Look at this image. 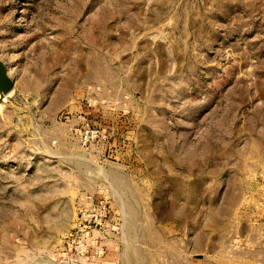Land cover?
Returning <instances> with one entry per match:
<instances>
[{
	"label": "rangeland",
	"instance_id": "374dc122",
	"mask_svg": "<svg viewBox=\"0 0 264 264\" xmlns=\"http://www.w3.org/2000/svg\"><path fill=\"white\" fill-rule=\"evenodd\" d=\"M0 264H264V0H0Z\"/></svg>",
	"mask_w": 264,
	"mask_h": 264
},
{
	"label": "water",
	"instance_id": "95a60500",
	"mask_svg": "<svg viewBox=\"0 0 264 264\" xmlns=\"http://www.w3.org/2000/svg\"><path fill=\"white\" fill-rule=\"evenodd\" d=\"M12 86V81L8 78L6 70L0 62V88L8 90Z\"/></svg>",
	"mask_w": 264,
	"mask_h": 264
},
{
	"label": "bare ground",
	"instance_id": "6f19581e",
	"mask_svg": "<svg viewBox=\"0 0 264 264\" xmlns=\"http://www.w3.org/2000/svg\"><path fill=\"white\" fill-rule=\"evenodd\" d=\"M11 87H12V86H11ZM11 87H10L8 90H4V91H5L4 93H5V94H6V93L9 94V91H10ZM1 89H2V88H1Z\"/></svg>",
	"mask_w": 264,
	"mask_h": 264
}]
</instances>
